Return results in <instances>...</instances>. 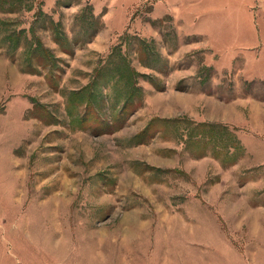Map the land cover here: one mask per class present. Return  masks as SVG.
I'll list each match as a JSON object with an SVG mask.
<instances>
[{
	"label": "rangeland",
	"instance_id": "1",
	"mask_svg": "<svg viewBox=\"0 0 264 264\" xmlns=\"http://www.w3.org/2000/svg\"><path fill=\"white\" fill-rule=\"evenodd\" d=\"M262 60L264 0H0V75L15 70L0 78V264L246 249L235 209L264 210ZM233 100L235 128L218 120Z\"/></svg>",
	"mask_w": 264,
	"mask_h": 264
},
{
	"label": "crops",
	"instance_id": "2",
	"mask_svg": "<svg viewBox=\"0 0 264 264\" xmlns=\"http://www.w3.org/2000/svg\"><path fill=\"white\" fill-rule=\"evenodd\" d=\"M235 29L239 30L238 28ZM248 34L249 32L236 34L235 37H238V40L235 41L232 46L239 43L240 41L249 40L250 37H248ZM212 38L215 40V42H213V46L217 48L220 45H224L225 43L221 41L222 39L220 37ZM96 40L99 39L97 38ZM251 43H253V45L256 44L255 40H253ZM263 62L264 60L259 63ZM229 105L230 106L227 108L223 107V110L221 112L220 117H218V120L227 123L233 128H235V116H238L239 118L238 113L237 115H235V100L231 101ZM249 109L252 110V115L254 116L255 120L257 116H260L258 114L260 113V111L264 112V107H261L256 104H252ZM258 208L259 207H255L250 204L247 208L238 207L237 209H235V215L246 217L244 222L246 224L241 223V225L235 226L237 231L247 232L246 243L248 244V247L246 249H241L237 247V245L233 246V243L231 245V249H229L228 243L224 240H216L215 242L208 243L207 239H205V243H202L205 249L204 251L201 250L203 247L202 245L199 248L200 250L197 251V249H193L192 244H184L182 251H175V248L172 245L174 243H168V245L161 246L162 248H169L168 251H166L165 253L159 249L160 251H153L151 252V255L148 256L152 259V262H154V264H264V250L262 252L263 256H261L259 251L253 246L254 239L260 238L261 236L264 238V210L262 212L260 211L256 213L255 209L259 210ZM221 210H223V208ZM243 226H246L247 229ZM157 247L160 246H156V248ZM141 253L143 254L144 251L141 250Z\"/></svg>",
	"mask_w": 264,
	"mask_h": 264
},
{
	"label": "bare ground",
	"instance_id": "3",
	"mask_svg": "<svg viewBox=\"0 0 264 264\" xmlns=\"http://www.w3.org/2000/svg\"><path fill=\"white\" fill-rule=\"evenodd\" d=\"M1 70L2 69H0V71ZM14 71H15L14 68L7 64L4 69V72L0 75V78L2 79V83L4 82L6 84L10 80V78H13Z\"/></svg>",
	"mask_w": 264,
	"mask_h": 264
}]
</instances>
